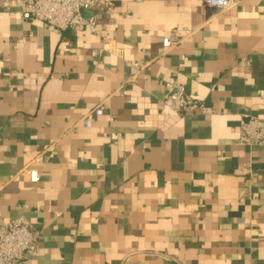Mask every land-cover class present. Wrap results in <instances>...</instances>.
<instances>
[{"label": "crops", "instance_id": "crops-1", "mask_svg": "<svg viewBox=\"0 0 264 264\" xmlns=\"http://www.w3.org/2000/svg\"><path fill=\"white\" fill-rule=\"evenodd\" d=\"M113 2L108 38L0 8V222L40 230L24 264H264V146L240 141L264 118V0ZM126 60L147 62L136 81ZM170 79L213 113L165 107Z\"/></svg>", "mask_w": 264, "mask_h": 264}, {"label": "built area", "instance_id": "built-area-1", "mask_svg": "<svg viewBox=\"0 0 264 264\" xmlns=\"http://www.w3.org/2000/svg\"><path fill=\"white\" fill-rule=\"evenodd\" d=\"M202 4L215 8L217 11H225L238 0H201ZM15 7L19 17L23 20H38L46 24L47 28L54 32H61L66 28L77 30L88 29L90 32L105 35L104 26L98 27V9L109 12L113 6V0H15L14 2L0 1V8ZM82 10H91L92 13L85 16ZM182 37L176 34L162 38L164 50L179 44ZM105 48L92 49L91 57L93 65L99 62ZM125 64L130 68V80L136 81L138 74L147 66L146 61L126 60ZM162 104L174 111L187 113L193 110L201 113H213V108L206 105L201 99L189 93L185 86L173 79L166 81V92ZM104 112L102 104L91 108L82 118L84 127H90L96 117ZM240 141L248 147L264 146V118L245 114L240 119ZM43 151L39 152L32 161L26 165L20 173L29 181L37 182L40 174L38 165L44 162ZM247 167L250 164L247 163ZM40 250V230L25 215H20L0 222V264H24L31 261Z\"/></svg>", "mask_w": 264, "mask_h": 264}, {"label": "water", "instance_id": "water-1", "mask_svg": "<svg viewBox=\"0 0 264 264\" xmlns=\"http://www.w3.org/2000/svg\"><path fill=\"white\" fill-rule=\"evenodd\" d=\"M82 13L85 15V16H88L92 13L91 10H82Z\"/></svg>", "mask_w": 264, "mask_h": 264}]
</instances>
